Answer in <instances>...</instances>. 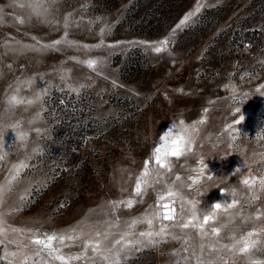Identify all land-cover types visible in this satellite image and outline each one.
<instances>
[{"label":"rangeland","instance_id":"rangeland-1","mask_svg":"<svg viewBox=\"0 0 264 264\" xmlns=\"http://www.w3.org/2000/svg\"><path fill=\"white\" fill-rule=\"evenodd\" d=\"M0 264H264V0H0Z\"/></svg>","mask_w":264,"mask_h":264}]
</instances>
